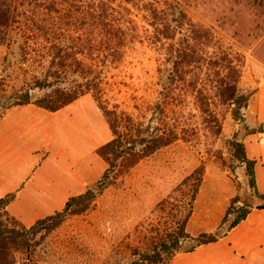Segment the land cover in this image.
<instances>
[{"label":"rangeland","instance_id":"1","mask_svg":"<svg viewBox=\"0 0 264 264\" xmlns=\"http://www.w3.org/2000/svg\"><path fill=\"white\" fill-rule=\"evenodd\" d=\"M7 1L12 9L6 39L0 43V116L18 90L55 70L58 48L73 47L78 39L112 45L103 31L109 24L120 32L122 59L114 62L105 51H86L78 59L102 76L103 104L132 120L130 134L141 130L144 138L172 140L134 166L131 158L118 162L115 178L102 185L99 178L92 185L96 198L83 214L63 218L55 231L41 230L30 237L29 246L9 244L16 264H171L174 256L194 245L181 238L178 222L189 210L200 176L203 181L186 228L192 238L202 233L222 237L241 210L264 205L234 148V143L245 144L249 131L219 94L221 79L232 84V68H238L239 88L254 92L244 110L246 123L251 129L264 118L260 0ZM165 27L175 39L162 34ZM179 42H188L197 59L174 80L170 50ZM199 90L211 115L202 110ZM45 92L36 90L32 96ZM68 110L65 118H86L88 128L93 124L95 154L112 140L93 93ZM130 148L141 153L143 146ZM178 238L181 248L175 252ZM161 251L166 252L162 261L153 263ZM145 255L152 261L144 260Z\"/></svg>","mask_w":264,"mask_h":264},{"label":"crops","instance_id":"2","mask_svg":"<svg viewBox=\"0 0 264 264\" xmlns=\"http://www.w3.org/2000/svg\"><path fill=\"white\" fill-rule=\"evenodd\" d=\"M70 106L56 113L34 104L10 107L0 119V199L15 195L8 212L26 227L62 211L107 168L94 153L93 124L88 128L86 118L64 117ZM261 122L264 118L251 129ZM245 149L256 161L255 191L264 196V135L248 134ZM171 264H264V209L253 206L217 242L176 255Z\"/></svg>","mask_w":264,"mask_h":264},{"label":"trees","instance_id":"3","mask_svg":"<svg viewBox=\"0 0 264 264\" xmlns=\"http://www.w3.org/2000/svg\"><path fill=\"white\" fill-rule=\"evenodd\" d=\"M264 0H260L259 8L261 9V15H264ZM12 4L7 0H0V43L6 39V30L9 27V13L11 12ZM185 16V14L183 13ZM107 30H103L109 41L113 43L108 46H98L92 41L85 43L81 39L74 44L73 47L65 49L60 47L55 53L58 63L55 64L54 71H48L43 79H39L33 86L23 87L16 92L13 96L12 104L10 107L24 106L29 104H34L39 108H42L48 112L56 113L67 106L77 102L82 97L88 93H93V96L100 109L102 110L106 121L110 127L113 134L112 140L97 149L96 153L99 155L107 164V168L102 174L99 183L102 185L108 181H111L117 176V166L118 162L125 158H131V164L136 165L141 159L152 155L156 151L163 147H166L172 143L171 139H166L165 137L153 138V137H143V132L141 130H135V134H130L129 129L132 120L130 118H125L119 116L116 110H110L106 105L103 104V90L101 88L102 76L95 72L94 68L86 67L81 60L78 59V55H86V51L96 53L105 51L108 57H111L112 61L119 62L122 59L121 46L123 42L120 40V32L115 30L109 24ZM162 34L167 39H175V35L169 34V28L165 27ZM119 42H114L115 40ZM171 61L173 63L172 74L174 80L176 78H182L184 74L185 65L193 63L196 52L190 48L189 43L179 42L178 46H172L171 50ZM227 59V58H226ZM196 61V60H195ZM218 63L217 61L214 62ZM232 80L233 83L230 84L227 78H222L219 84V94L224 103H231L234 107L232 112L235 119L242 122L245 128L249 131V134L260 133L264 135V122H261L257 129L251 130L246 123V118L244 115V110L249 106L251 97L254 92L245 93L238 86L239 80V70L238 68L233 69ZM169 87V86H166ZM46 91L39 97H33V91ZM198 97L201 102V107L204 113L211 115V110L209 106L205 107L203 103V92L198 91ZM9 107V108H10ZM7 108V109H9ZM6 109V110H7ZM5 113L0 116L3 118ZM122 128L126 129V132H122ZM131 144H139L143 146L141 153H134L135 148H130ZM234 148L237 152V157L239 161L246 165L247 173L250 178V186L256 189V175H255V165L256 161L250 160L247 157L245 144L234 143ZM203 177L197 179L194 191L192 193L189 210L183 220L178 222L179 225V235L183 239H190L194 241V245L188 252H193L197 248L205 244H211L217 242L221 237H217L214 234L202 233L197 238H192L189 233L186 232L187 225L193 214V204L196 200V194L198 192L199 186L202 184ZM259 198L264 200V196H261L258 192ZM96 198V194L92 189H88L86 193L74 196L69 199L66 203L65 208L56 212L54 215L43 218L37 221L34 225L26 227L12 217L8 212V206L14 201L15 195L11 194L2 199H0V207L4 210V214H0V264H16V262L11 259V254L9 252V244L29 246L30 237L36 236L41 230L49 229L53 227V231L58 228L61 220L69 215H79L86 212L90 206L91 202ZM258 209H264V205L258 206ZM252 207H247L245 210H241L240 218L235 221L230 228V231L235 228L241 221H243ZM228 215L223 218V223L226 222ZM16 222V223H15ZM17 224L12 226L13 224ZM226 232V233H227ZM225 233V234H226ZM173 250L178 252L181 248V242L176 241ZM166 252H156L153 256V263L162 261L163 255ZM172 256L173 252L171 253ZM152 256L145 255L144 260L152 261Z\"/></svg>","mask_w":264,"mask_h":264},{"label":"water","instance_id":"4","mask_svg":"<svg viewBox=\"0 0 264 264\" xmlns=\"http://www.w3.org/2000/svg\"><path fill=\"white\" fill-rule=\"evenodd\" d=\"M242 138H243V135L241 134L239 140L241 141ZM97 190H98V189L96 188L95 191H97Z\"/></svg>","mask_w":264,"mask_h":264}]
</instances>
